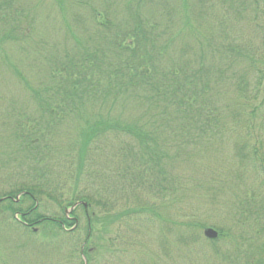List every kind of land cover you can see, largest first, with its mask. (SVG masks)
Returning a JSON list of instances; mask_svg holds the SVG:
<instances>
[{
	"label": "trees",
	"instance_id": "16d2710c",
	"mask_svg": "<svg viewBox=\"0 0 264 264\" xmlns=\"http://www.w3.org/2000/svg\"><path fill=\"white\" fill-rule=\"evenodd\" d=\"M76 1L55 0L62 19L71 17V25L81 36L62 54L58 50L47 54L41 92L32 91L20 77L31 92L35 110L11 122L10 136L15 156L29 165L21 168L24 172H15L12 188L0 190L1 234L20 231L34 235L33 229H38L42 238L49 239L39 247L58 264L74 263L76 254L92 264L98 252L92 257L89 240L95 232L113 225L124 239L119 244L126 246L124 250L130 249L135 237L142 235L147 241L154 231L159 250L151 243L142 246L147 253L136 264H175V252L189 264H264V238L257 227L264 219L261 191L232 201V219L215 229V240L202 239L199 230L206 224L191 222L192 217L183 224L162 218L159 212H166L167 204L156 202L172 192L166 137L194 143L206 135L218 137L230 126L232 138L239 140L235 155L258 180L263 164L256 158L257 120L264 108V91L260 90L264 81V0H222L226 9L217 18L218 29H207L198 48L182 43L178 50L176 42L185 32L197 37L194 30L184 28L191 13L186 18L189 9L184 4L185 11L179 10L180 0H96L86 14L75 10L82 0ZM25 11L24 0H0L1 38L20 42L27 37L26 33L16 36L26 19ZM70 23L67 33L73 39ZM178 23L182 29H174ZM238 23L245 24L259 43L236 40ZM214 57L242 71L234 70L225 78L214 66ZM222 81L232 93L220 107L218 86ZM227 121L231 125H225ZM95 154L107 158L99 174H105L107 180L110 176L120 194L113 203L80 187ZM41 198L58 206L61 214H39L36 203ZM117 201L131 202V208L124 205L125 209L112 215ZM82 202L87 206H78L84 226L79 225L78 217L69 219L73 213L66 217L64 212ZM75 221L74 230L64 231ZM133 230L136 236L129 234ZM116 239H108L105 253ZM204 242L209 243L208 250ZM198 253H207V262Z\"/></svg>",
	"mask_w": 264,
	"mask_h": 264
},
{
	"label": "rangeland",
	"instance_id": "374dc122",
	"mask_svg": "<svg viewBox=\"0 0 264 264\" xmlns=\"http://www.w3.org/2000/svg\"><path fill=\"white\" fill-rule=\"evenodd\" d=\"M95 1L82 0L79 2L82 8L75 10L86 14L90 6L96 5ZM180 1L181 4L178 8L181 12L182 10L185 11L183 4L189 9L188 13L187 11L185 12L187 14L186 18L191 13L189 21L183 24L185 25L184 28L194 30L197 37L194 39L192 36H187L185 32V35L176 42V49L178 50L182 43L192 44L194 45L193 47L198 48L199 45L197 46V44L203 43L200 37L204 36L207 29L211 31L218 29L217 18L219 19L221 11L226 9V7L221 2L222 0ZM73 2L77 4L76 0H68L67 3ZM169 7L172 8L173 6L169 5ZM24 8H26V19L22 21V27L18 29L16 36H23L26 33L27 37H24L20 42H10L1 38L3 35L0 33V190L4 191L12 188V183L16 180L15 174L24 172L21 168L25 169V164L26 166L29 165L27 163L23 164L15 156V147L10 136L11 122L21 118L23 114L30 115L35 110L31 92L24 87L20 77L29 83L32 91L40 93V90L44 87L42 85L45 83L43 68L47 64L45 62L47 54L51 53L52 50H58L60 51L59 54H62L68 45L72 44L75 39H80L81 36L74 30L73 23L71 25V17L65 16L63 17L64 20L62 19L55 0H24ZM102 8L103 6L101 10ZM69 23L72 28L70 29L72 34L74 31L73 39L67 33ZM179 25L178 23L174 29L179 27L182 29V24ZM235 27L238 36L236 37H242V39L235 38L236 40L242 43L243 40L253 41L254 44L259 43L258 38H253L252 32L248 33L246 31L247 27L245 24L238 23ZM251 27V29H255V25ZM227 30L229 31L230 28ZM232 36L230 35V37ZM202 47L204 50L207 49L204 44ZM217 60L219 58L214 57L213 64L217 70H222L225 78L231 77L232 72L236 69L228 65V63H219ZM242 66L244 68L246 64L244 63ZM240 68H237L235 72L242 71ZM252 75L249 76V79L253 77ZM226 84V82L222 81V85L219 84L218 86L220 93L218 95V103L220 107L228 102L232 93V90H225V88L228 89V87H225ZM261 89L264 91V81ZM260 99L258 102H260ZM258 113L260 115V111ZM16 114L18 115L16 116ZM225 123L227 126L231 125L229 121ZM257 123V132L260 138L258 144L259 152L256 159L258 164L263 163L258 170V180L254 179L251 174L252 169L242 166L241 160L235 155V143H238L239 140L232 138V128L230 126L227 127V130L221 131L222 133L218 137L206 135L197 139L198 141L194 143L192 141H182V143L181 139L166 137L164 146L166 152H168L169 170L174 179L172 183L171 181L169 183L172 190L171 194L165 195L161 200L157 199L156 201L167 204V211H164V213L160 211L159 213L161 214L159 215L162 218H168L180 224H183L185 219L192 217L191 222H202L206 224L204 228L216 229L230 223L233 216L232 201L240 197V195L250 194V192L254 191L252 193L256 196L258 191H261L260 198L264 200V184L262 185L264 181V108ZM61 137H63V140L66 138L65 135H61ZM63 142L65 143V141ZM179 145L181 146L180 148H178ZM104 160H107V158L98 157L97 154L93 155L87 165L88 171L90 170L89 175L87 177L85 175L84 181L82 178L80 187L88 189L91 193L95 191L94 194L100 196L102 200L109 198L113 203V201L119 200L120 194L114 189L110 176L107 180L105 174H99L103 169ZM5 177L7 178L6 180ZM2 178L4 179L1 182ZM71 179L72 177L69 179V184H72ZM157 204L159 205V203ZM36 205L39 214L45 216H59L61 214L60 208L45 198H41ZM124 205H129L131 208L132 204L131 202L125 204V202L117 201L111 214L121 212L125 209ZM163 210L164 208H162ZM94 211H97L96 208H94ZM64 212L67 216L73 213L74 217H78L80 220L79 225L84 226V217L79 207L73 211H70V207H68L65 208ZM262 213L264 216V205ZM149 218L152 220V217ZM261 222L262 225L257 227L258 232L262 235L261 238H264V219ZM1 225L2 222L0 221ZM155 225L154 227H156ZM114 227L117 226L113 225L108 230L106 228V231L101 229L104 232H101V230L100 232H95L89 240L88 248L92 249V253L90 252L92 257L95 252H98L93 257L92 264H136L137 258L147 253V248L142 246L148 245V243L153 244L154 248L159 250L157 238L153 237L154 231L150 234L148 233L149 236L146 235L147 241L141 237L142 235L135 237V242H131L133 244L130 249L124 250L123 248L126 246L120 247L119 245L121 240L123 241L124 239H121L119 233L113 229ZM204 228L199 230V236L202 239H204L202 235ZM134 230L129 232V234L136 236ZM155 230L157 231V227ZM34 233L33 235L21 233L20 231L2 234L0 232V264H58V260L52 259L51 254H48L47 251H42L39 247L40 243L44 241L45 244L49 239L42 238L38 229L34 228ZM115 237L117 238L115 246L108 250L107 253L109 254L105 253V248L107 249L108 247V239ZM148 237L150 238L149 240ZM203 245L205 250H208L209 243L204 242ZM64 251L67 253L68 248H64ZM198 255L201 261L207 262V256H209L207 253H198ZM105 256L107 258L103 263L102 260ZM67 259L69 260L68 256ZM81 259L82 257L76 254L74 263L71 264H80ZM144 260L146 261V259ZM210 262L211 259L209 260ZM174 263L189 264L188 259L184 260L181 253L177 254L176 252L174 254Z\"/></svg>",
	"mask_w": 264,
	"mask_h": 264
},
{
	"label": "water",
	"instance_id": "95a60500",
	"mask_svg": "<svg viewBox=\"0 0 264 264\" xmlns=\"http://www.w3.org/2000/svg\"><path fill=\"white\" fill-rule=\"evenodd\" d=\"M83 206L85 207V204H83ZM73 208L70 209V211L72 210ZM203 236L208 239V240H214L217 238V232L211 228H206L203 230Z\"/></svg>",
	"mask_w": 264,
	"mask_h": 264
}]
</instances>
